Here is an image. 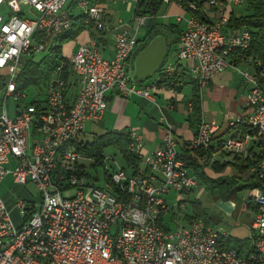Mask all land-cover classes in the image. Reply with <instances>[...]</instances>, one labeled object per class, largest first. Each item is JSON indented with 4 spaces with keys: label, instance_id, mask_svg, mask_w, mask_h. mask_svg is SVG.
I'll use <instances>...</instances> for the list:
<instances>
[{
    "label": "built area",
    "instance_id": "built-area-1",
    "mask_svg": "<svg viewBox=\"0 0 264 264\" xmlns=\"http://www.w3.org/2000/svg\"><path fill=\"white\" fill-rule=\"evenodd\" d=\"M73 1L87 24L106 31L104 8L95 0H0L6 6L0 12V181L10 174L20 185L34 183L40 194L38 203L16 201L20 225H14L0 198V264H264V66L245 52L249 29L230 31L227 26L231 11L243 0H202L200 6V0H191L185 7L161 0L185 13L174 16V23L181 24L179 46L173 60L166 57L143 81H130L128 69L142 44L138 29L146 26L148 16L132 13L137 26L128 24L115 32L110 58L96 42L78 41L55 70L56 77L45 84L44 100L23 102L26 95L16 85L23 65L70 29ZM131 1L135 5L137 0ZM22 5L34 15H24ZM238 61L253 68L239 71L248 86L247 111L232 122L235 129L222 149L237 156L250 144L263 145L260 160L251 167L258 185L250 190L256 212L247 246H224L201 218L174 229L164 224L173 208L166 199L170 192L177 193V206L184 208L186 194L198 184L170 125L163 127L160 144L146 154L142 133L126 131L128 149L140 159L137 172L105 166L102 185L88 179L80 162L86 159L78 149L84 143L80 136L87 123L102 119L107 94L154 101L156 93L177 92L180 68L201 88L225 67L236 68ZM71 88L73 98L68 96ZM10 97L13 114L6 107ZM218 129L212 121H201L187 149L211 147ZM105 162L103 157L101 164Z\"/></svg>",
    "mask_w": 264,
    "mask_h": 264
},
{
    "label": "crops",
    "instance_id": "crops-1",
    "mask_svg": "<svg viewBox=\"0 0 264 264\" xmlns=\"http://www.w3.org/2000/svg\"><path fill=\"white\" fill-rule=\"evenodd\" d=\"M170 11V15H173V17L182 13V9L176 4L170 6ZM131 16L133 18V14ZM103 21L107 26L105 32L99 31L100 33L96 36L89 31V36L83 37L82 41L85 43L96 42L100 47L102 55L105 58H110L113 55V36L115 32L126 27L128 24L120 22L117 26H110V23L107 24L110 21V17L105 12L103 14ZM90 28L94 27L90 26L88 29ZM79 41L82 42L81 40ZM77 44H72L71 41L62 44L61 51L64 58L73 53ZM178 46L179 41L175 48V54ZM236 66V68L231 66L225 67L204 87L199 88L197 85L200 107L198 114L192 112L191 106V96L196 80L189 77L180 68L178 69V75L182 83L179 90L174 94L159 92L154 94V101H150L141 96L134 95L130 98H123L116 93H109L107 94L108 107L102 119L95 123L100 124L101 128L104 129L103 133L110 131L121 133L130 129L141 132L144 138L143 147L146 146L150 152L160 144L163 136V127L170 125L178 140L179 150L184 153L187 149V143L192 138L198 124L201 121H212L219 127L211 144L212 155L209 161H205V157H198L199 162L205 163V173L212 178L233 176L242 180L248 179L252 176L251 168L239 172L233 163L236 161L243 162L245 158H251L253 154L259 153L260 148L256 144H250L245 153L237 156L228 154L222 149V142L235 129V126H231L232 122L237 118L243 117L247 111L246 95L248 86L244 84L239 71L247 69L252 72L253 68L247 61H238ZM68 96L70 98L74 97V90L72 88L69 90ZM13 112L14 109L10 110L9 113L13 114ZM149 151L143 150L144 154ZM211 163H214V167L216 168L223 165V168L215 170L212 168ZM190 171L194 174L191 168ZM9 175L7 174L5 177ZM3 179L0 181V198L9 210L10 217L14 211H17L20 216L16 208V200L19 197L14 200L13 191H10L9 194L2 190ZM11 183L18 186L27 185H20L14 182V180H11ZM215 199L216 201L212 199L210 205L212 208L201 204L205 210L213 211L210 213L213 216L212 219H214H211L213 225L210 224L209 226L220 234L229 235L240 241L248 240L251 233V224L256 212V207L250 199V191L247 198L241 200H221L217 197ZM249 200L251 201L248 203ZM219 221L221 224L216 227L215 223ZM14 225L16 224L14 223Z\"/></svg>",
    "mask_w": 264,
    "mask_h": 264
},
{
    "label": "trees",
    "instance_id": "trees-1",
    "mask_svg": "<svg viewBox=\"0 0 264 264\" xmlns=\"http://www.w3.org/2000/svg\"><path fill=\"white\" fill-rule=\"evenodd\" d=\"M95 1L98 3L106 2L107 0ZM176 1L185 7L186 2L191 0ZM203 1L200 0L198 5H202ZM161 3V0H137L133 7V14L136 15L139 13H145L148 16L145 33L142 37V44L139 49H141L142 46L156 34H163L166 36L167 51L170 50L173 44L179 41L180 27L177 24L170 23L169 25H164L159 23L156 19L155 15ZM75 5L76 1H73L70 4V7L73 8ZM238 7H242L241 10L235 8L231 11L230 19L227 24L228 29L230 31L238 30L241 27L249 29L251 33V41L245 52L248 56L253 55L260 58L264 66V0H243V3ZM194 14L199 16V12H195ZM90 26L91 24H87L85 22V16L82 13L75 16L72 15V24L70 29L60 35H57L53 45L47 49L46 53L39 60L33 61L32 59H28L24 63L17 78V88L24 90L28 85H42L44 87L61 61L64 59L61 51L62 44L74 39L83 30L89 28ZM65 76L66 75L63 74V77ZM179 88L180 87H178V90ZM198 95V88L195 83L194 91L191 96V106L194 114H198L200 110ZM237 127L242 131L246 130L245 126ZM128 143L129 139L126 132L118 133L110 131L94 137V139L90 142H81L78 145V149L86 158L93 160L94 165V163L101 164V160L103 158L102 150L106 146H117L125 162L122 168L127 170L129 173H134L140 168V159L136 154L129 151ZM256 146L260 148L259 153L253 154L251 158H245L243 162L236 161L233 163L234 167H236L239 172L250 169L258 160H260L263 152V145L260 142H256ZM211 155V147L207 149H186L183 153L188 166L193 170L198 181L205 186V189L208 193H210V195H213L221 200H235L239 191L243 189L251 190L258 185L253 172L250 178L244 180L233 176H219L215 178L209 177L204 171L205 163L199 162L198 157H205V161H209ZM211 165L215 170L223 168V165L218 168L214 167V163H211ZM250 201L251 200H249L248 203ZM191 208L192 214L186 215V220L190 221L192 218H201L206 225L211 224V218L208 217L205 208L202 207L198 200L191 202ZM218 237L221 243L226 247L237 248L248 245V240L240 241L234 237L220 233H218Z\"/></svg>",
    "mask_w": 264,
    "mask_h": 264
},
{
    "label": "rangeland",
    "instance_id": "rangeland-1",
    "mask_svg": "<svg viewBox=\"0 0 264 264\" xmlns=\"http://www.w3.org/2000/svg\"><path fill=\"white\" fill-rule=\"evenodd\" d=\"M174 4H164L161 3L158 7V10L156 12V19L159 23L164 24V25H169L170 23H174V17L173 15H170V6ZM98 6L104 8V12L108 13L110 17V21H108L107 24L110 26H117L120 24V22L127 23L131 25L132 27L137 26L136 19L132 18V10L134 7V2L131 0H107L106 2H98ZM23 8H25V14L27 17H32L34 15V12L32 10L27 9L24 5H22ZM241 10L242 7H236V9ZM6 10L5 4H2L0 6V12H3ZM238 12V11H237ZM184 13V12H182ZM69 14L71 15H79L80 10L78 7H73L70 11ZM185 14V13H184ZM179 27L181 24L178 25ZM107 27V26H106ZM91 31L93 34L97 36L100 32L98 31L97 28H86L84 32H82L79 37H75L74 39L70 40L72 44L77 43L78 41L81 40L83 37L89 36ZM145 33V27H140L138 29V37H142ZM83 42V41H82ZM177 47V43L173 44L168 51V60H173L175 57V48ZM46 51H38L36 52L31 59L33 61L39 60ZM56 74L53 73L51 78H55ZM23 92L25 93L26 97L23 99V102H31L35 100L43 101L44 96H45V88L42 85H28ZM3 96V91L0 90V99ZM15 102L12 97H10L7 102H6V107L7 110L10 112V110L14 109L15 107ZM95 122H90L87 123L84 127V133L80 136V140L83 142H90L94 139V137L101 135L104 132V129L101 128L100 124H97ZM145 151H149V149L145 146L143 148ZM153 151V150H152ZM150 153V151L148 152ZM102 156L106 157V162L104 164H96L94 163L93 165V160L91 159H82L80 162H82L85 166V172L87 173V177L90 181L94 182L96 185H102L103 180H104V172H105V166L110 170L112 168H117L119 166L124 165V160L122 158L121 152L117 146L110 145L106 146L102 150ZM110 158V159H107ZM141 167H144V162L143 159H141ZM11 180H13L12 176L9 175L3 179L1 188L3 191L8 192L10 194V191H13V199H22L24 202L33 204V203H38L40 200V194L38 192V189L36 185L32 182H28L27 185L25 186H18L15 185L14 183H11ZM18 186V187H16ZM22 188V189H20ZM20 191H22L20 193ZM248 189H243L237 193L236 199L241 200L247 198L249 194ZM177 193L170 192V194L166 197L168 204L172 205V210L169 211L165 217H164V224L169 227L170 229H174L177 225L179 224H186V215H191L192 214V208H191V202L194 200H198L202 205L208 206L209 208H212L210 205L213 201H216L215 197L213 195H210V193L207 192L205 189V186L198 181V184L194 186V188L185 196V207L184 208H178L177 203ZM18 200V199H17ZM16 200V201H17ZM212 211V210H211ZM210 210H206L208 217L211 219L213 216L210 214L212 213ZM172 212L175 213V217H173ZM12 221L16 225H20L22 222L21 216L18 215L17 211H14L12 213ZM214 220V219H212ZM211 225L212 222L210 220ZM221 222H216L215 226L218 227L220 226Z\"/></svg>",
    "mask_w": 264,
    "mask_h": 264
},
{
    "label": "water",
    "instance_id": "water-1",
    "mask_svg": "<svg viewBox=\"0 0 264 264\" xmlns=\"http://www.w3.org/2000/svg\"><path fill=\"white\" fill-rule=\"evenodd\" d=\"M167 52L166 36L154 35L133 55L128 69L129 80L143 81L153 76L165 61Z\"/></svg>",
    "mask_w": 264,
    "mask_h": 264
}]
</instances>
